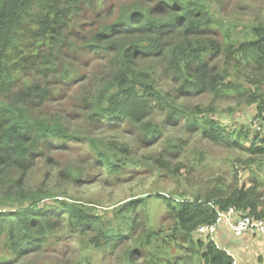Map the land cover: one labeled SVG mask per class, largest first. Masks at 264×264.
<instances>
[{"label":"trees","instance_id":"1","mask_svg":"<svg viewBox=\"0 0 264 264\" xmlns=\"http://www.w3.org/2000/svg\"><path fill=\"white\" fill-rule=\"evenodd\" d=\"M91 1L0 0V242L6 247L0 264L52 254L51 245L64 236L81 249L108 248L119 264H234L213 237H199L197 230L231 208L264 220L258 186H220L195 198L158 195L175 223L169 239L189 245L178 246L186 257L174 258L155 249L161 240L169 244L162 231H145V241L127 238L129 231L142 229L146 200L127 202L103 217L59 191L63 184L84 181L81 175L92 165L121 180L133 163L130 145L98 138L103 127H118L116 121L133 128L140 144L153 140L151 145H157L169 128L188 122L202 125L204 137L214 143L242 147L243 139L251 142L246 150L252 156H263L264 97L250 95L234 75L248 70L264 82V20L238 42L224 30L213 0H132L109 6L90 21ZM221 63L235 74L222 73ZM22 76L31 80L21 85ZM160 78L167 80L166 88ZM252 79L247 85L260 83ZM232 92L251 96L260 130L229 132L214 118L193 122L190 101ZM160 114L162 126L156 122ZM76 139H83L91 152V163L77 169L54 158L76 151L68 148ZM186 145L185 140L168 142L165 160L158 163L179 174L181 167L170 166ZM42 164L46 172L34 180ZM127 239L134 242L125 249Z\"/></svg>","mask_w":264,"mask_h":264},{"label":"rangeland","instance_id":"2","mask_svg":"<svg viewBox=\"0 0 264 264\" xmlns=\"http://www.w3.org/2000/svg\"><path fill=\"white\" fill-rule=\"evenodd\" d=\"M132 0H93L87 4L90 11L89 20L93 21V17L100 11L105 12L109 6H125ZM216 5L217 17L226 27L224 30L229 31L233 39L238 42L248 39V28L257 25L264 20V0H213ZM222 64V63H221ZM220 71L235 74L233 69L228 65H221ZM23 77V76H22ZM252 77L260 83L254 85L248 84L252 81ZM235 83L248 88L250 95L258 94L264 97V82L261 78H255L253 72L242 70L234 75ZM21 85L24 81L31 80L29 77H23ZM163 87H167V80L160 78ZM233 93V92H232ZM251 96L245 98L233 93L230 97L215 96L208 94L195 101H190V107L195 114L194 121L201 119L214 118L218 120L226 129L241 131L242 128L251 129V131L260 130L261 118H259L256 105H251L249 101ZM69 105H72L69 103ZM161 115V114H160ZM165 120L164 115L156 119L157 124L162 126ZM79 125V122L77 123ZM118 127H103L98 138L112 143H127L130 145L134 157L133 163L125 169L120 181H115V177L108 173L106 169L92 165V169L81 175L84 181H80L77 185L68 186L63 184L59 192H66L68 200L78 202L91 208L94 212H98L103 217H111L117 208L127 202L137 199L146 200L144 214L140 218L143 222L142 229L139 227L137 233L128 232L127 238L134 235L145 241L147 237L145 231L152 229L162 231L163 237L169 244L159 241L155 243V249L160 248V255L167 258L186 257L187 252L180 250L178 246L189 245L178 240V246L168 236L173 234L175 223L167 217L168 208L165 200H161L158 195L173 198H195L201 195H208L214 188L223 187L227 190L237 185L246 184L248 187L258 186L260 192L264 195V155L252 156L246 148H249L251 142L239 140L242 147H235L224 143H214L204 137L201 127L195 126L194 123L182 122L180 127L169 128L162 142L157 145L140 144L136 132H132L127 123L116 121ZM187 127L191 128L187 130ZM96 134V132H95ZM93 136V134H92ZM94 137V136H93ZM182 140L187 142L184 152L179 153L176 160L173 161L172 170L181 167L179 174L167 172L159 160H165L164 150L168 142L177 144ZM83 139H76L70 142L68 148H73L70 152H59L54 158L62 164L75 167L77 169L81 165L91 163L90 149L85 147ZM82 147H85L82 149ZM167 151V150H166ZM137 162H139L137 166ZM254 160V161H252ZM252 161V162H249ZM167 165V164H166ZM169 166V165H168ZM46 172L44 164L37 170V174L33 176L42 177ZM55 177L57 174L54 173ZM182 196V197H180ZM56 240L51 247L54 248L53 253L45 257L33 256L18 264H119L118 257L113 255L108 248L94 249L87 247L81 249L78 241H71L61 237ZM70 238V237H69ZM75 239V238H73ZM133 239H127L122 245L127 249L126 245L133 244ZM177 246V247H176ZM152 250V249H151ZM6 253V247L0 242V255ZM142 261V259H141ZM140 261V262H141Z\"/></svg>","mask_w":264,"mask_h":264},{"label":"crops","instance_id":"3","mask_svg":"<svg viewBox=\"0 0 264 264\" xmlns=\"http://www.w3.org/2000/svg\"><path fill=\"white\" fill-rule=\"evenodd\" d=\"M212 239L231 254L236 264H264V239L257 233L236 237L228 224L223 223Z\"/></svg>","mask_w":264,"mask_h":264},{"label":"built area","instance_id":"4","mask_svg":"<svg viewBox=\"0 0 264 264\" xmlns=\"http://www.w3.org/2000/svg\"><path fill=\"white\" fill-rule=\"evenodd\" d=\"M223 223L228 224L231 232L236 237H242L248 232H254L264 239V220L255 219L235 210L234 208H231L226 212H219L217 221L214 224L199 227L197 235L199 237H214Z\"/></svg>","mask_w":264,"mask_h":264}]
</instances>
